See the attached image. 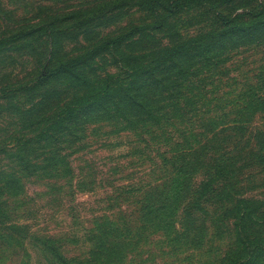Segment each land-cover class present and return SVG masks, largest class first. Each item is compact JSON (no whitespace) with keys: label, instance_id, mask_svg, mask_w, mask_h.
<instances>
[{"label":"rangeland","instance_id":"374dc122","mask_svg":"<svg viewBox=\"0 0 264 264\" xmlns=\"http://www.w3.org/2000/svg\"><path fill=\"white\" fill-rule=\"evenodd\" d=\"M158 1L170 2L155 0V3ZM147 3V0H0V39L32 31L23 39L0 43L1 171L9 173L16 169V165L7 162L9 157L27 156L34 160L49 156L51 150L38 149L40 145L35 141L24 150L25 141L42 127H50L56 103L48 97L63 94L62 99L57 98L59 107L63 108L86 95L72 87V80L77 76L92 83L119 86L123 80L136 78L135 72L147 67L149 60L141 62V58L149 52L148 47L153 49L158 43L166 45L185 37L205 40L216 36L219 29L213 23V14L227 15L224 0H210L207 7L185 8L177 15L154 10ZM250 5L255 6L253 2ZM165 18L166 29L162 33L148 34V38L139 35L114 49L101 47L136 27L158 25ZM206 42L209 45L210 42ZM200 48L204 51H191L186 56L187 61L195 62L191 63L192 74H183L180 80L160 77L161 82L167 84L161 92L163 101L173 84L171 90L176 94L183 87L187 94L206 96L205 100L197 101L198 104H190L191 107L206 108L217 97L223 101L222 104L219 101V107L225 109L227 99L233 100L250 87H256L257 78L264 74V47L245 48L232 54L228 62L227 50L223 53L215 48ZM94 49V55L71 74L39 81L45 73ZM156 106L164 107L166 102ZM111 116V119L84 122L79 127L71 125L79 133L81 144L65 145L67 149L61 156L68 158L67 163L74 172L72 182L25 178L22 196L12 201L17 220L27 224L32 233L62 241L61 248L68 257L87 255L89 232L105 218L126 226L129 233L135 231L147 200L139 204L132 196L140 193L149 196V185L173 169L171 164L175 159L169 154V148L164 146L162 137L158 139L153 134L159 133L160 127H166V119L151 123L144 128L147 132L141 133L115 118V113ZM253 123L254 131L261 127L262 117L257 116ZM166 159L173 160L167 164ZM177 163L181 164V160ZM260 172L245 174L246 180L239 190L250 197L264 198V170ZM126 189L125 195L122 190ZM220 213L218 210L210 222L211 232H204L207 243L196 246L188 239L189 242L175 246L168 242L172 237L167 238L164 233H147L142 248L136 251L132 246L124 264H220L233 239L232 222L225 223L226 217ZM20 248L8 250L2 264H48L32 246L26 245L25 251Z\"/></svg>","mask_w":264,"mask_h":264},{"label":"trees","instance_id":"16d2710c","mask_svg":"<svg viewBox=\"0 0 264 264\" xmlns=\"http://www.w3.org/2000/svg\"><path fill=\"white\" fill-rule=\"evenodd\" d=\"M147 1L154 10L177 15L185 8L207 7L210 0H170L169 4L167 1ZM247 1L224 0L227 15L220 12L212 16L219 29L216 36L205 40L185 37L175 43L168 42V45L158 43L153 49L148 47L149 52L141 58V62L149 60V64L143 71L135 72L138 74L136 78L128 77L130 81L123 80L118 86L108 82L92 83L85 77L77 76L72 80V87L85 96L63 108L59 107L60 101L57 102L63 94H52L47 98L56 103L53 121L50 127H42L41 131L27 139L24 150L35 141L40 145L38 149L51 150V153L34 160H29L27 156L9 157L7 162L16 165V169H11L9 173L0 170V264L4 262L8 250L20 247L23 250L26 245L41 253L48 264H124L129 249L134 246L136 251L140 250L147 233H164L165 237H172L168 242L175 246L182 245L183 241L189 242L188 239L201 246L207 238L204 232H211L210 222L218 210L226 217L225 223L230 221L233 227V239L220 264H264V198L250 197L239 190L246 180L245 174H261L260 171L264 170V74L257 78L256 87H250L233 100L227 99L225 109L219 107L223 101L217 97L206 108L199 105L191 107L190 104H198L197 101L205 100L206 96L200 98L202 93L187 94L183 87L176 94L171 90L173 84L168 88L167 99L163 101L161 98L162 89L167 86L163 80L161 82V76H166L164 80H180L183 74H192L191 63L195 62L186 58L191 51L201 53L204 51L200 48L202 46L223 53L227 50L228 62L232 54L245 48L264 47V0ZM252 2L254 7L250 5ZM236 8L240 9L237 11ZM166 21L167 18L158 25L136 27L101 44V47L114 49L139 35L148 38V34L162 33L166 29ZM31 33L27 31L4 37L0 43L17 41ZM206 41L210 42L209 45ZM172 44L173 47L168 48ZM95 51L54 68L42 75L39 81L71 74ZM163 102L166 106H156ZM112 113H115V118L128 123L129 128L133 127L141 133H146L144 128L151 123L166 119V127H160L157 129L159 133L153 134L155 138L162 137L164 146L169 148V154L175 159L171 164L173 169L149 185V196H142L141 193L132 196L139 204L147 200L135 231L129 233L126 226L120 225L122 234L116 222L105 218L89 232L87 255L68 257L61 248L62 241L32 233L27 224L17 220L12 201L22 196L25 178L72 182L74 172L67 163L68 158L61 156V152L67 149L65 145L73 147L81 144L79 133L72 126L111 119ZM257 116L262 117V125L253 131V121ZM214 152L215 155H208ZM166 160L170 164L173 159ZM179 160L181 164L177 163ZM199 177L201 179L198 180ZM122 192L126 195L127 189ZM201 232L204 234L201 235Z\"/></svg>","mask_w":264,"mask_h":264}]
</instances>
